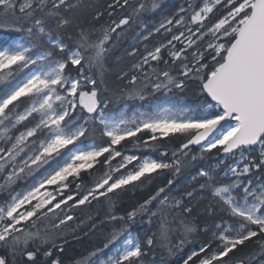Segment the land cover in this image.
Returning <instances> with one entry per match:
<instances>
[{
  "label": "snow or ice",
  "instance_id": "obj_1",
  "mask_svg": "<svg viewBox=\"0 0 264 264\" xmlns=\"http://www.w3.org/2000/svg\"><path fill=\"white\" fill-rule=\"evenodd\" d=\"M186 2L155 28L171 37L151 49L145 45L132 74L121 75L128 77L127 86L117 90L103 79L112 34L119 37L118 29L142 22L143 13L159 7L158 0H112L105 11L92 13L91 21L99 22L105 12L112 17L117 8H131V13L92 28L82 27L75 15L82 0H0V30L21 34L0 43V264H64L67 240L53 229L74 221V209L97 205L107 208L99 224L122 223L113 224L102 247L70 264H143L146 249L158 246L172 256L198 231L208 239L181 258L182 264H246L251 256L237 258L236 253L249 244L264 253V0ZM189 9L195 28L182 15ZM71 27L76 35L68 34L70 47L61 30ZM128 54L135 56L136 49ZM190 83L201 97L194 106L153 103L147 111L129 113L127 102L184 92ZM121 101L119 113L108 110ZM123 142L158 151L160 157L171 151L172 159L128 154L126 145L118 147ZM192 146L202 154H222L218 163L192 177L203 178L200 191L211 190L219 209L210 206L209 215L223 213L219 221L197 225L190 220L192 207L171 194L173 178L130 211L116 213L125 192L166 173L179 174ZM227 160L233 163L225 165ZM96 165L104 169L101 176L83 184L81 173ZM222 166L230 182L217 180ZM183 196L191 198L193 191ZM138 215H148L149 223L159 218L157 231L143 240L129 231ZM87 220L88 231L95 230L96 218Z\"/></svg>",
  "mask_w": 264,
  "mask_h": 264
},
{
  "label": "trees",
  "instance_id": "obj_2",
  "mask_svg": "<svg viewBox=\"0 0 264 264\" xmlns=\"http://www.w3.org/2000/svg\"><path fill=\"white\" fill-rule=\"evenodd\" d=\"M110 2H112V0H82V7L75 13V15L82 22L81 26L85 28H92L93 26L99 27L101 24L107 25L111 23V20L119 19L122 15H128L131 13V8H117L112 17H108L107 12H105V15L99 22L91 21L92 13H94L95 11H105V9L107 8V4ZM131 2L132 0H130V3ZM139 2L140 0H136L137 4ZM146 2L150 3V0H146ZM195 2L199 3L200 0H195ZM158 3L159 7L155 11L145 12L142 14V16L139 18V21L142 22H137L131 24L130 26H124V29H118V33H123L122 35H119V37H117L116 33L112 34V40L108 45L110 46V51L106 55L103 68V79L109 89L118 90L127 86L128 77H124L123 79H121V75L123 72H128L129 76L132 74V65L145 54V45H147L148 48L151 49L161 42L166 43L167 39L171 37V33H168L167 36L162 35L164 30H161V33H156L155 28L166 17H173L181 5L187 7L186 0H158ZM191 11L192 10L189 9L188 13L182 14L186 17V23H188L190 20ZM217 15L219 14L217 13ZM89 21H91V23H89ZM169 27L173 28V32L177 31L176 28L172 25H169ZM192 27L195 28L196 26ZM149 32H152L153 35L150 36L148 40H144L143 37ZM61 33L64 35L65 43L69 44V46L71 47L72 42L67 39V36L69 33L75 36L76 28L71 27L66 31L61 30ZM0 34L7 36L9 39L21 37L20 33L10 31L0 30ZM97 35H99V33H97ZM198 35L199 34H197V36H193V39L197 40ZM174 43H176V46L178 48L182 46L178 42ZM133 49H136V55L130 56L128 53L133 51ZM165 58H167L166 51ZM161 67H163V65H161ZM95 74L96 70L93 69V75ZM173 74H175V71L173 72ZM168 95H173L184 100V102L189 106L196 105L201 99L198 93V89L193 83H190L188 88L184 92L174 90L172 93H168ZM163 96L165 95L163 92H161L155 94V96H149V98L145 101L137 100L134 102H127L130 105L129 111H132V109L134 108L144 106L149 102H156ZM124 103V101H121L120 104H110L108 110L113 113H117L121 110ZM94 138L96 143L100 142L98 130L96 131ZM90 142L91 141H85V144L87 145ZM124 145H126L128 154L136 152L141 157L167 159L169 161L172 159L171 151H169L168 157H160L158 151H152L150 149L136 150L128 142H123L122 146L118 147H122L123 149ZM173 146L174 145H169V148L171 149V147ZM192 155H196L198 157L197 160L192 161ZM201 155L204 156L203 159L199 158ZM222 158V155L213 156L209 153L202 154L199 149H192V151L189 153V156L183 159V167H181L179 174H177L175 177H172L171 173H166L164 176H158L157 179H155L151 184L145 182L141 187L125 192L117 204L116 213L118 215H123L127 211H130L139 203H142L150 195L154 194L159 186H163L166 183L168 178H173V184L171 185V194L178 197L182 196L183 204H188L192 207V214L190 217H188L190 220H193L197 225L219 221V218L223 215V213H219L217 211V214L209 215L210 206L217 210L219 209V205L216 204L211 197V190H206L203 192L198 191L199 184L203 182V178H198L196 181H192L191 183L189 181L192 180L193 176H198L199 170L208 169L210 168V166H214ZM101 159L103 158L101 157ZM118 160L119 158L113 161V164H116ZM231 163L232 160H227L225 162V165ZM222 168H224V166H222L220 169H217L216 178L220 183H227L228 181H225L224 179H221L219 177L218 171ZM103 171L104 169H102L100 165H96L95 168L82 172L81 180L83 184L91 185L93 182V177L99 178ZM41 172H43V170H41ZM41 172L36 173V175L40 176ZM90 172L92 173L91 176L89 175ZM22 184L25 185V183ZM18 189L19 188H17L16 190ZM187 191H193V196L191 198L183 196V194ZM201 196L205 198L200 199ZM192 199H195L194 203L191 202ZM154 207L155 204L153 205V208ZM73 213L76 217L74 221H69L67 225L61 226V229H53L54 233L59 234V236H61L64 240H67V243L64 244L65 251L61 254L64 264H70V261L73 258L86 255L89 251L96 247H102L103 243L106 242L107 235L111 231L113 224L116 227H119L122 223L117 221L113 223L105 222L104 224H99L98 221L107 214V208L104 206H82L81 209H74ZM89 215L95 217L97 220V227L93 231H88L90 222L87 220V217ZM81 221H84L82 225L80 224ZM158 222V217H152L151 223H149L148 215H138L135 222L130 223L129 231L132 233V235L137 236L141 240H143L146 235H151L153 232L157 231ZM55 223H58V221H51V224ZM78 225L80 226L78 227ZM176 227L179 228V224H176ZM85 232H87V235H85ZM177 235H179V233H177ZM208 235L209 234H205L201 231L193 233L190 236L191 243L185 244L183 250H174V255L172 256H169L165 250L161 249L158 246H154L151 249H146L147 255L143 257V264H182L181 258H186V255L191 250L198 249L199 246L208 239ZM175 242L176 237L174 236L173 243ZM245 256H251L250 261H246V264H258L261 262L264 263V253L261 252L259 246L257 245L249 244L247 247L242 248L236 253L237 258Z\"/></svg>",
  "mask_w": 264,
  "mask_h": 264
},
{
  "label": "rangeland",
  "instance_id": "obj_3",
  "mask_svg": "<svg viewBox=\"0 0 264 264\" xmlns=\"http://www.w3.org/2000/svg\"><path fill=\"white\" fill-rule=\"evenodd\" d=\"M187 24H189V26H195V25H191L190 24V20H189V22L187 23ZM161 30H163V29H161ZM186 35H187V32H186ZM20 38V37H19ZM19 38H14V39H19ZM12 39H9L7 36H5V35H2V34H0V43H8V42H10ZM173 101H175L177 104H178V106H183V107H188L189 105H187L185 102H184V100H182V99H180V98H177V97H175V96H173V95H168L167 94V96H163L160 100H158V101H156V102H152V103H147V104H145L144 106H141V107H138L140 110H143V111H147V110H149V106H151L153 103H159L162 107H166V106H168V104L169 103H172ZM117 113H119V112H117ZM129 113H131V111H129ZM2 146H4L3 145V143L2 142H0V147H2ZM200 150V149H199ZM232 163H233V161H232ZM132 167V165H129L128 166V168H131ZM127 169H125V171H126ZM217 171V170H216ZM219 172V177L221 178V179H224L225 181H228V182H230V180L232 179V177L229 175V176H225L224 175V168H222L221 170H219L218 171ZM42 173V172H41ZM37 177H39L38 175H36ZM41 176V175H40ZM31 179L32 178H29V181L28 182H24V181H21L20 182V184H19V186H17V188H19L18 190H20V188L22 187V188H24L25 186H26V183H30L31 182ZM189 182H192V180L191 181H189ZM22 183H25V185L24 184H22ZM198 191H200L199 189H198ZM194 201H195V199H192L191 200V202L192 203H194ZM69 203H71V202H69ZM63 207V206H62ZM65 211H67V209L65 208ZM152 264H162V263H152ZM258 264H264L263 262H261V263H258Z\"/></svg>",
  "mask_w": 264,
  "mask_h": 264
},
{
  "label": "water",
  "instance_id": "obj_4",
  "mask_svg": "<svg viewBox=\"0 0 264 264\" xmlns=\"http://www.w3.org/2000/svg\"><path fill=\"white\" fill-rule=\"evenodd\" d=\"M192 149H199V146H192Z\"/></svg>",
  "mask_w": 264,
  "mask_h": 264
}]
</instances>
